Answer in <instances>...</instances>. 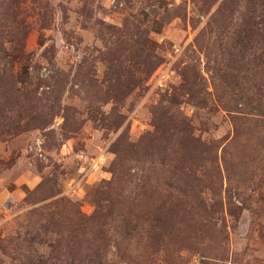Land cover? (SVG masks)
Instances as JSON below:
<instances>
[{
	"label": "rangeland",
	"instance_id": "1",
	"mask_svg": "<svg viewBox=\"0 0 264 264\" xmlns=\"http://www.w3.org/2000/svg\"><path fill=\"white\" fill-rule=\"evenodd\" d=\"M263 12L0 0V264H264Z\"/></svg>",
	"mask_w": 264,
	"mask_h": 264
},
{
	"label": "trees",
	"instance_id": "2",
	"mask_svg": "<svg viewBox=\"0 0 264 264\" xmlns=\"http://www.w3.org/2000/svg\"><path fill=\"white\" fill-rule=\"evenodd\" d=\"M249 3H250V5L252 4V0H249ZM262 4L264 5V0H262ZM252 7V6H251ZM261 15H262V18H261V23H262V39H263V41H264V12L263 13H261Z\"/></svg>",
	"mask_w": 264,
	"mask_h": 264
}]
</instances>
